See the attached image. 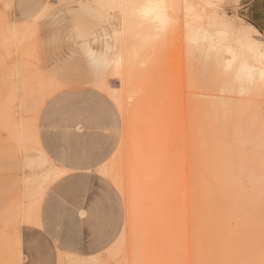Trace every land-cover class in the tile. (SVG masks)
<instances>
[{
  "label": "rangeland",
  "instance_id": "rangeland-1",
  "mask_svg": "<svg viewBox=\"0 0 264 264\" xmlns=\"http://www.w3.org/2000/svg\"><path fill=\"white\" fill-rule=\"evenodd\" d=\"M50 1L0 0V264H28L30 230L48 264H264V61L231 41L264 47V0H188L147 27L139 0L129 25ZM210 37L237 57L215 66Z\"/></svg>",
  "mask_w": 264,
  "mask_h": 264
},
{
  "label": "bare ground",
  "instance_id": "bare-ground-1",
  "mask_svg": "<svg viewBox=\"0 0 264 264\" xmlns=\"http://www.w3.org/2000/svg\"><path fill=\"white\" fill-rule=\"evenodd\" d=\"M53 5H55V6H57L58 4H59V2H53V1H50ZM183 3V7H184V9L185 10H190V8H191V5H190V3L188 2V0H139V5H140V7L142 8V9H144V13L143 14H141V13H139V12H137V11H135V13H136V15L135 14H133V15H135L136 17V19L137 20H141L142 21V23L143 24H145V26L147 27V25L149 26V25H153L154 24V21L155 20H162L164 17H167V16H169V15H171L172 13H173V11L174 10H177V9H179V3ZM52 4H51V6H52ZM134 3H132L131 2V0H93L92 2H90V3H84V4H78L79 5V8H80V11H82V12H84V13H87V14H93V15H96V16H102V15H110L111 13H112V11H114V10H117L119 13V17H121V19H122V21L126 24H130V22H131V10H132V5H133ZM49 6V8H50V5H47L46 7H48ZM45 7V8H46ZM135 7V6H134ZM133 10H135V8L133 9ZM72 12V11H71ZM71 14V13H70ZM134 19V18H133ZM77 21V20H76ZM133 22V24H137V22L136 21H132ZM131 22V23H132ZM228 22V21H227ZM140 24V23H139ZM147 24V25H146ZM225 24H227V23H225ZM225 24H222V27H224V30L222 31V29L221 30H218L217 31V33L218 34H220V35H225V34H227V32H229V31H227V28L225 27ZM128 27V26H127ZM239 29V27H237V30ZM23 31V30H22ZM216 31V30H215ZM238 32V31H237ZM29 33V32H28ZM114 34H115V31H114ZM115 37V36H114ZM150 37V34H148V32L146 31V34H145V39L146 38H149ZM13 38V37H12ZM117 39V38H116ZM118 40V39H117ZM117 40H115L116 42H117ZM213 39H212V37H210L209 38V45L207 46V48L209 47L211 50H213L214 52H213V63L215 64V66L217 65V67H219L218 65H219V63H220V59H221V57H222V54L224 53H229V55L231 54V56H235L236 54H235V52L234 51H232V49H231V46L230 45H224L223 43H222V41H218V42H215V41H212ZM119 41V40H118ZM232 45L235 47V49H237V50H239L240 52H242V53H244V51H243V49L245 48V47H247V46H250L252 49H255L257 46H259L258 44H256V42H245V40H243L241 37H239V36H237V37H232ZM14 42V41H13ZM85 43V42H84ZM116 44H118V42L116 43ZM113 45H115V44H113ZM81 47V46H80ZM87 47V46H86ZM84 50V49H83ZM112 50V49H111ZM118 50V49H117ZM109 51H110V49H109ZM236 51V50H235ZM111 52V51H110ZM109 52V53H110ZM88 53V52H87ZM114 53V52H113ZM117 53V52H116ZM115 53V54H116ZM90 54H92V52H90ZM120 54V53H119ZM209 54V53H208ZM235 54V55H234ZM237 54H239V53H237ZM89 55V54H88ZM98 55V54H97ZM105 55V53L103 54V56ZM114 55V54H113ZM243 55V54H242ZM102 56V55H101ZM107 56V55H106ZM105 56V57H106ZM110 56H112L111 55V53H110ZM241 55H239L238 56V59H239V57H240ZM95 57V56H94ZM93 57V58H94ZM97 57V56H96ZM108 57V56H107ZM237 57V55L235 56V58ZM92 58V59H93ZM103 58V57H102ZM117 59H116V66H117V68H119V64H121V60L122 59H120V56L119 55H117V57H116ZM123 58V57H122ZM230 58V57H229ZM240 58H243V57H240ZM105 59V58H104ZM109 59V58H108ZM244 59V58H243ZM243 59L241 60V59H239L240 61H243ZM253 59H254V61H256V62H263L264 61V49L262 50V52H261V54L260 55H256V56H254L253 57ZM100 60V59H99ZM106 60V59H105ZM224 60H225V58H224ZM227 60V59H226ZM230 60H232V59H230ZM238 60V61H239ZM96 61V60H95ZM101 61V60H100ZM123 61V60H122ZM67 62V61H66ZM228 60L226 61V66H228ZM234 62V61H233ZM232 62V63H233ZM247 62V61H246ZM96 63H97V61H96ZM123 63V62H122ZM222 63V62H221ZM225 63V62H224ZM231 63V61L229 62V66L232 64ZM248 63V62H247ZM247 63H244V61H243V63L242 62H240V64L238 65V67L236 68V70H237V74L238 75H234L233 76V79H235L236 81H251V80H253V76L254 75H252V72L251 71H253V73H254V70L255 69H251V68H254L253 66L252 67H247L248 65H246ZM105 64H106V62H105ZM108 64V63H107ZM245 64V65H244ZM224 65V66H225ZM250 65V64H249ZM96 66H97V64H96ZM99 66V65H98ZM100 67H102V66H100ZM106 67H107V65H106ZM224 69H225V67H223ZM229 68V67H228ZM227 67H226V69H228ZM217 69V68H216ZM219 69V68H218ZM251 69V70H250ZM229 70H231V69H229ZM259 71H261L260 73L259 72H257L256 70H255V72L256 73H259L260 75L262 74V76H264V71H263V69L262 70H259ZM251 72V73H250ZM236 73V72H235ZM255 74V73H254ZM104 77V76H103ZM106 79V78H105ZM88 80V79H87ZM92 80V79H91ZM100 80V79H99ZM50 81V80H49ZM88 81H90V80H88ZM83 82H84V80H83ZM101 82V81H100ZM263 82V81H262ZM86 83V82H85ZM102 83H103V81H102ZM106 84H107V81H106ZM106 84H104V85H102L101 87L104 89L106 86ZM262 84V83H261ZM14 85V84H13ZM54 85V83H52V85L51 86H53ZM59 85V84H58ZM94 85V84H93ZM108 85V84H107ZM23 86V85H22ZM27 86H29V85H27ZM50 86V85H49ZM56 86V85H55ZM63 86V85H62ZM103 86H105V87H103ZM100 87V88H101ZM264 87V86H263ZM20 88V87H19ZM22 88V87H21ZM48 88V87H47ZM52 88V87H51ZM45 89V88H44ZM107 88H105V90H106ZM43 90V89H42ZM53 90H54V88H53ZM23 92V91H22ZM21 92V93H22ZM32 92V91H31ZM44 92V91H43ZM45 92H46V90H45ZM49 92H50V90H49ZM40 93H41V91H40ZM47 93V92H46ZM15 95V94H14ZM45 95V94H44ZM43 95V93H42V96H44ZM6 96V95H5ZM46 99V98H45ZM119 100V99H118ZM2 105V104H1ZM11 105V104H10ZM5 106V105H4ZM10 113V112H9ZM259 121L261 122V124H263L264 123V121H262V119L259 117ZM33 141H35V140H33ZM40 150V149H39ZM42 153V152H41ZM43 154V153H42ZM44 158V157H43ZM41 160V159H40ZM45 160V159H44ZM46 163V162H45ZM50 173V172H49ZM46 174V173H45ZM110 175H112L111 173H110ZM109 175V176H110ZM43 176H45L44 174H43ZM113 176V175H112ZM111 176V177H112ZM49 177V176H48ZM114 177V178H113ZM112 178L114 179V180H116L115 179V175L113 176ZM45 178H47V176L45 177ZM45 178H42V180L43 179H45ZM48 179V178H47ZM46 179V180H47ZM41 180V181H42ZM45 181V180H44ZM119 181V180H118ZM117 181V182H118ZM42 186V185H41ZM37 187H39V186H37ZM39 189V188H38ZM38 189H37V191H38ZM40 189H41V187H40ZM35 192H36V190H34ZM34 192V193H35ZM40 192V191H39ZM38 192V193H39ZM43 191H41V193H42ZM43 194V193H42ZM41 194V195H42ZM35 195V194H34ZM36 195L38 196V194L36 193ZM34 197V196H33ZM32 197V198H33ZM36 197V196H35ZM34 197V198H35ZM41 197V196H40ZM40 197H38L39 199H40ZM37 199V198H36ZM38 199V200H39ZM32 200H34V199H32ZM38 200H36V203H37V206H38ZM232 201V200H231ZM33 202V204H35L34 203V201H32ZM30 205V204H29ZM36 206V205H35ZM37 206L35 207L36 208V210H37ZM31 208H34V205H32V207ZM35 211V210H34ZM32 213H30L29 214V218H30V215H31ZM34 215H35V212L33 213ZM33 215V216H34ZM36 216V215H35ZM35 216L34 217H31L30 218V220L33 218V219H35ZM26 217H28V216H26ZM26 219V218H25ZM6 220V219H5ZM28 220V219H27ZM29 220V221H30ZM1 221V220H0ZM3 233V232H2ZM5 236V235H4ZM8 238V237H7ZM6 239V238H5ZM16 240V239H15ZM14 244V243H13ZM15 244H16V241H15ZM10 245V244H9ZM4 246V245H3ZM17 248V247H16ZM18 249H19V247H18ZM2 250V249H1ZM4 251H6V250H4ZM17 251V250H16ZM3 252V251H2ZM7 252V251H6ZM4 253V252H3ZM2 253V254H3ZM5 255V254H4ZM0 258H3V257H0ZM60 258H61V256H60ZM2 260V259H1ZM3 261H5V260H3ZM60 263V262H59Z\"/></svg>",
  "mask_w": 264,
  "mask_h": 264
},
{
  "label": "crops",
  "instance_id": "crops-1",
  "mask_svg": "<svg viewBox=\"0 0 264 264\" xmlns=\"http://www.w3.org/2000/svg\"><path fill=\"white\" fill-rule=\"evenodd\" d=\"M226 22H222V24H225ZM231 24L227 23L225 24L226 28H229ZM232 30V37H241L245 42H256L248 33L244 32L239 28L237 30L238 25L233 26ZM238 31V32H237ZM264 49L263 46H257L255 49H252L250 46H247L243 49L246 53H251L252 57L256 55H260L262 50ZM70 205L66 206L69 208H79V201L78 200H70L68 201ZM72 233L74 240L71 243V248L73 250H79V228H78V218H75L74 221H72V228L70 230ZM29 235L25 242V248H26V254L28 256V264H48L47 259V253H46V240L42 232L40 231H34L30 230ZM37 235V240L33 239V236Z\"/></svg>",
  "mask_w": 264,
  "mask_h": 264
},
{
  "label": "built area",
  "instance_id": "built-area-1",
  "mask_svg": "<svg viewBox=\"0 0 264 264\" xmlns=\"http://www.w3.org/2000/svg\"><path fill=\"white\" fill-rule=\"evenodd\" d=\"M53 2H65L71 5H78V4H84V3H90L93 0H52Z\"/></svg>",
  "mask_w": 264,
  "mask_h": 264
}]
</instances>
